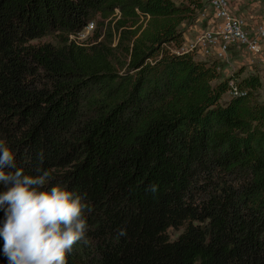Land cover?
<instances>
[{"label":"trees","instance_id":"1","mask_svg":"<svg viewBox=\"0 0 264 264\" xmlns=\"http://www.w3.org/2000/svg\"><path fill=\"white\" fill-rule=\"evenodd\" d=\"M203 8L0 0V139L91 209L68 264H264L261 80L173 51ZM90 23L93 40L70 38Z\"/></svg>","mask_w":264,"mask_h":264},{"label":"clouds","instance_id":"2","mask_svg":"<svg viewBox=\"0 0 264 264\" xmlns=\"http://www.w3.org/2000/svg\"><path fill=\"white\" fill-rule=\"evenodd\" d=\"M0 187V253L7 264H68L73 246L88 244L85 211L91 209L84 197L65 184L52 182L46 169L25 174L2 139ZM151 191H156L155 185Z\"/></svg>","mask_w":264,"mask_h":264},{"label":"built area","instance_id":"3","mask_svg":"<svg viewBox=\"0 0 264 264\" xmlns=\"http://www.w3.org/2000/svg\"><path fill=\"white\" fill-rule=\"evenodd\" d=\"M254 3L259 6L260 15L249 23L244 16L237 14L232 0H207V5L196 18L197 22L206 21V26L184 39L173 51L215 60H227L231 48L245 49L254 55L260 53L264 42V0ZM228 85L230 96L246 94V90L240 89L232 79Z\"/></svg>","mask_w":264,"mask_h":264},{"label":"rangeland","instance_id":"4","mask_svg":"<svg viewBox=\"0 0 264 264\" xmlns=\"http://www.w3.org/2000/svg\"><path fill=\"white\" fill-rule=\"evenodd\" d=\"M258 0H232V5L236 9L238 13H244L248 11V16L250 17L251 14L255 16L260 15V8L259 6L254 3ZM207 5V0H204V7ZM249 8V10H248ZM244 9V10H242ZM242 15V14H241ZM198 16V14H197ZM196 16V18H197ZM247 18L249 19V17ZM195 21L192 25L197 24L198 26L204 28L206 26V21ZM250 20V19H249ZM95 28V24L90 23L88 24L80 33L76 36H71V39H74L77 42H90L93 40V29ZM45 39L41 40L44 41ZM184 40V39H183ZM263 52V53H262ZM260 55H262L260 57ZM196 59L198 60H207L212 61L214 58H201L200 56L196 55ZM227 60H218L220 76L221 77H234L237 75L236 79H242L243 77L249 74H256L260 77L261 86L257 91L255 97L258 101L264 100V46L260 53L254 55L245 49H234L231 48L227 54ZM237 73V74H236ZM235 79V80H236ZM236 80V81H237ZM228 94L223 96L222 102L226 101ZM181 232V228L171 227L167 230V235L170 239H174L179 233Z\"/></svg>","mask_w":264,"mask_h":264},{"label":"crops","instance_id":"5","mask_svg":"<svg viewBox=\"0 0 264 264\" xmlns=\"http://www.w3.org/2000/svg\"><path fill=\"white\" fill-rule=\"evenodd\" d=\"M242 10H244V9H242ZM248 10H249V8H248ZM247 12V13H246ZM245 18H246V20L249 22V23H251V22H253V20L254 19H256V16L255 15H253V14H251L250 15V17L248 16L249 14H248V11H245ZM237 14H239V15H241L242 14V16L244 15V13H238L237 12ZM247 16L249 17V19L247 18ZM181 28L183 29V39H186V38H190V37H192L196 32H197V30H199V29H201V27L200 26H198L197 24H195V25H192V24H189V25H186V24H182V26H181ZM263 46H264V42H263ZM262 46V47H263ZM262 50V49H261ZM263 53V52H262ZM262 55H260V57H261ZM264 58V57H263Z\"/></svg>","mask_w":264,"mask_h":264}]
</instances>
